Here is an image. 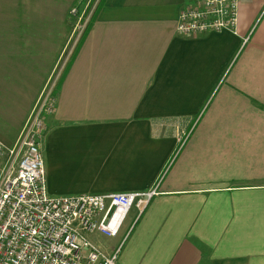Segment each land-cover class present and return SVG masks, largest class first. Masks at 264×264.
<instances>
[{
  "label": "crops",
  "instance_id": "0c3cea01",
  "mask_svg": "<svg viewBox=\"0 0 264 264\" xmlns=\"http://www.w3.org/2000/svg\"><path fill=\"white\" fill-rule=\"evenodd\" d=\"M77 0H0V142L75 46ZM190 0H104L44 119L53 197L146 192L117 264H264V0L234 31L182 35ZM73 11V10H72Z\"/></svg>",
  "mask_w": 264,
  "mask_h": 264
},
{
  "label": "built area",
  "instance_id": "2783aa9c",
  "mask_svg": "<svg viewBox=\"0 0 264 264\" xmlns=\"http://www.w3.org/2000/svg\"><path fill=\"white\" fill-rule=\"evenodd\" d=\"M98 1L90 5L89 0L86 16H78L75 45ZM241 1L190 0L178 14L176 31H234ZM73 13L76 16V9ZM67 63L64 60L46 83L15 143L0 142V264H117L119 250L106 254L90 237H116L129 212L135 208L140 216L157 195V188L105 195L49 194L42 156L44 119L53 113Z\"/></svg>",
  "mask_w": 264,
  "mask_h": 264
},
{
  "label": "trees",
  "instance_id": "16d2710c",
  "mask_svg": "<svg viewBox=\"0 0 264 264\" xmlns=\"http://www.w3.org/2000/svg\"><path fill=\"white\" fill-rule=\"evenodd\" d=\"M77 1H78V2H83V1H85V0H77ZM77 1H76V3H75V6H74L75 9H76V6L78 5ZM103 2H104V0H99V1H98V3H97V5H96L95 9L93 10V13H92L90 19H89V21H88V23H87V25H86V28H85L84 32H83L82 35L80 36L79 40L77 41V43H76V45H75V47H74V49H73V51H72V53H71V55H70V58H69V60H68V63H67V65H66V67H65L64 72H66V70L68 69L69 65L71 64L73 58H74L75 55L77 54V52H78V50H79V48H80V46H81V44H82V42H83V40H84V38H85V36H86L88 30L90 29V27H91V25H92L94 19L96 18V15H97V13H98L100 7L102 6ZM92 3H93V0H90V5H91Z\"/></svg>",
  "mask_w": 264,
  "mask_h": 264
},
{
  "label": "rangeland",
  "instance_id": "374dc122",
  "mask_svg": "<svg viewBox=\"0 0 264 264\" xmlns=\"http://www.w3.org/2000/svg\"><path fill=\"white\" fill-rule=\"evenodd\" d=\"M88 2H89V0H85V1H83V2H78L77 1V3H78V5L76 6V16L74 15V13H73V9H75V8H71V6L69 7V11H68V17H69V19L70 20H72L73 21V23H74V21H75V17L77 18L78 16H82V14L83 13H85L84 14V16H86V14L88 13V9H87V5H88ZM84 16H83V19H84ZM81 24H82V22H80ZM78 34H79V32H78V29L76 30V33H75V40L77 39V37H78Z\"/></svg>",
  "mask_w": 264,
  "mask_h": 264
}]
</instances>
